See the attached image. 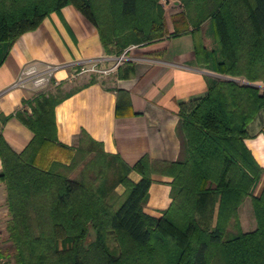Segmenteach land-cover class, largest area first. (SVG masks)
Listing matches in <instances>:
<instances>
[{"label":"trees","instance_id":"1","mask_svg":"<svg viewBox=\"0 0 264 264\" xmlns=\"http://www.w3.org/2000/svg\"><path fill=\"white\" fill-rule=\"evenodd\" d=\"M160 1L0 0V43L11 48L71 5L96 27L104 53L119 57L130 46L167 36ZM180 1L171 36L192 35L197 62L208 64L201 26L210 20L222 59L214 61L215 72L249 84L218 79L202 97L179 103L185 161L144 155L133 166L83 130L68 165L37 168L43 144L57 140L55 107L75 90L58 85L24 101L31 113L16 116L34 133L28 147L17 154L0 131V182L7 190L12 244L10 253L0 250V264H264V187L254 195L264 169L245 145L248 125L264 112V87L250 85L264 84V0ZM122 106L130 101L119 91L117 114ZM133 171L141 176L138 183L129 179ZM155 174L172 178L173 200L161 218L143 210ZM248 198L252 232H244L239 220Z\"/></svg>","mask_w":264,"mask_h":264},{"label":"crops","instance_id":"2","mask_svg":"<svg viewBox=\"0 0 264 264\" xmlns=\"http://www.w3.org/2000/svg\"><path fill=\"white\" fill-rule=\"evenodd\" d=\"M171 17L165 13L168 34L164 39L130 46L119 57L104 53L96 27L71 5L49 15L35 31L23 34L11 48L0 43V131L12 150L21 154L34 137L16 116L23 110L31 113L30 106L23 102L56 89L50 86L36 91L29 86L14 87L22 68L37 62L42 67L57 66L54 79L65 92L75 90L55 107L57 140L43 144L35 158L37 168L48 170L55 162L68 165L83 130L102 143L107 153L119 155L129 166L144 155L153 161H185L188 153L180 128L179 103L202 97L210 84L225 76L214 70L213 48L207 39L208 32L213 34L207 27L210 22L201 26V38L210 62L199 64L192 35L171 36L174 32ZM93 65L108 72L80 74L81 69ZM73 73L79 75L70 82L68 78ZM119 91L128 94L130 106H122L117 114ZM247 133L245 145L264 169L263 111L248 125ZM129 179L138 183L141 176L133 171ZM153 179L143 210L161 218L173 200L172 178L155 174ZM263 187L264 177L255 187L254 195H260ZM117 192L122 194L124 188L118 187ZM217 208L212 214L211 227L216 222ZM8 220L6 185L0 182V250L4 253L12 249L6 239ZM239 220L244 232L256 229L249 198L239 207Z\"/></svg>","mask_w":264,"mask_h":264},{"label":"built area","instance_id":"3","mask_svg":"<svg viewBox=\"0 0 264 264\" xmlns=\"http://www.w3.org/2000/svg\"><path fill=\"white\" fill-rule=\"evenodd\" d=\"M57 66L44 65L43 67L37 63L32 62L25 65L14 83V87L26 88L27 86L31 87L33 90H42L50 86L57 87L60 85V82L57 79H54L55 73L57 71ZM85 72H101L107 73L105 70H98L93 65L90 68L81 69L80 74ZM79 73H73L68 78V81H74L77 79Z\"/></svg>","mask_w":264,"mask_h":264},{"label":"rangeland","instance_id":"4","mask_svg":"<svg viewBox=\"0 0 264 264\" xmlns=\"http://www.w3.org/2000/svg\"><path fill=\"white\" fill-rule=\"evenodd\" d=\"M160 3L162 4V6L164 8L165 13L168 14V18L169 19H170V17L173 14L175 15L177 13H180L183 10V5H182V3H181L180 0H161ZM166 9H167V11H166ZM206 22H210V20L209 21H206ZM210 23H208L207 27H208L209 31L213 32L212 25ZM212 35L213 34H211L210 32H208V34H207V39H209L210 46L213 48L212 58L214 59V61H221L222 59H221V56L219 54V50H218L217 43H216L215 39H213L214 36H212ZM225 78H231V77L225 76ZM225 78L223 77V79H225ZM231 79H234V80L240 82L241 84L248 83L243 77H241V78H231ZM253 84L254 85H257L260 88H263L264 87V84L261 83V82H256V83H253ZM6 230H7V226H6ZM6 239H7V242H9L7 237H6ZM109 244L111 246H114L111 241L109 242ZM9 251L11 252L12 249L9 250Z\"/></svg>","mask_w":264,"mask_h":264},{"label":"water","instance_id":"5","mask_svg":"<svg viewBox=\"0 0 264 264\" xmlns=\"http://www.w3.org/2000/svg\"><path fill=\"white\" fill-rule=\"evenodd\" d=\"M226 79H228V80H234V79H231V78H226ZM234 81H236V80H234ZM249 84V83H248ZM250 85H252V86H257V85H254V84H250ZM258 87V86H257Z\"/></svg>","mask_w":264,"mask_h":264}]
</instances>
